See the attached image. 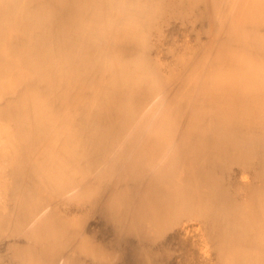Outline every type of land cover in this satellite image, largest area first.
Masks as SVG:
<instances>
[{
    "label": "bare ground",
    "instance_id": "6f19581e",
    "mask_svg": "<svg viewBox=\"0 0 264 264\" xmlns=\"http://www.w3.org/2000/svg\"><path fill=\"white\" fill-rule=\"evenodd\" d=\"M0 264H264V0H0Z\"/></svg>",
    "mask_w": 264,
    "mask_h": 264
}]
</instances>
